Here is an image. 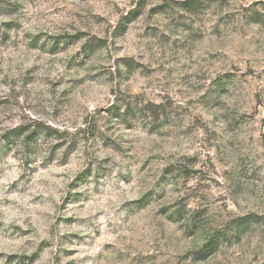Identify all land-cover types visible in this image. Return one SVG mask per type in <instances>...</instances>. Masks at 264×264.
Instances as JSON below:
<instances>
[{"label":"rangeland","instance_id":"obj_1","mask_svg":"<svg viewBox=\"0 0 264 264\" xmlns=\"http://www.w3.org/2000/svg\"><path fill=\"white\" fill-rule=\"evenodd\" d=\"M183 1L0 0V264H264V0Z\"/></svg>","mask_w":264,"mask_h":264},{"label":"trees","instance_id":"obj_2","mask_svg":"<svg viewBox=\"0 0 264 264\" xmlns=\"http://www.w3.org/2000/svg\"><path fill=\"white\" fill-rule=\"evenodd\" d=\"M200 3V0H185L182 2V4L184 5V7H186L187 9H195V7ZM131 21V20H130ZM128 21V22H130ZM21 131L18 129V132ZM33 134H29L25 137L26 143L27 145H29V142L31 140V138L33 137ZM8 137V136H6ZM217 237L213 236V238H211L202 248L201 252L204 254L203 257H207L210 256L213 253V248L215 247V242H217Z\"/></svg>","mask_w":264,"mask_h":264}]
</instances>
